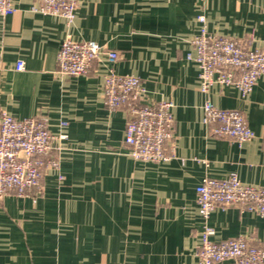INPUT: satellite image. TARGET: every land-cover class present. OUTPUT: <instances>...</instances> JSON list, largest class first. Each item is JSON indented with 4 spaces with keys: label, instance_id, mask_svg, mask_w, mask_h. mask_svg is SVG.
<instances>
[{
    "label": "crops",
    "instance_id": "crops-1",
    "mask_svg": "<svg viewBox=\"0 0 264 264\" xmlns=\"http://www.w3.org/2000/svg\"><path fill=\"white\" fill-rule=\"evenodd\" d=\"M0 15V110L17 119L42 115L57 136L59 166L48 169L41 193L0 200V264H195L203 221L195 186L234 172L264 187V76L242 98L232 85L199 87L191 38L197 15L221 36L264 43V0H79L70 25L31 11L33 0H12ZM66 34L117 52L115 73L139 77L144 100H171L169 158L132 159L123 143L127 112L104 104L102 74L57 73ZM23 60L18 71L15 63ZM206 99L240 110L254 136L235 141L201 121ZM64 123V124H61ZM213 240L238 236L264 247V218L234 206L206 220Z\"/></svg>",
    "mask_w": 264,
    "mask_h": 264
},
{
    "label": "built area",
    "instance_id": "built-area-1",
    "mask_svg": "<svg viewBox=\"0 0 264 264\" xmlns=\"http://www.w3.org/2000/svg\"><path fill=\"white\" fill-rule=\"evenodd\" d=\"M79 0H33L31 11L60 16L70 25ZM12 0H0V15L14 12ZM198 32L191 38L193 53L187 59L196 62L199 87L209 93L214 84L232 85L246 98L258 77L264 76V43L252 47L247 40L221 36L207 30L205 16L196 17ZM118 59L116 51L93 40H77L66 34L56 53L57 73L68 76L88 74L94 65L108 64L102 74L104 104L109 110L124 109L127 120L123 143L134 160L160 162L169 158L165 146L173 139L174 118L171 100L146 101L138 76L115 73L111 65ZM105 64V65H106ZM15 69L24 62L18 59ZM201 121L215 136L227 137L238 144L249 141L254 133L240 110L215 106L206 99ZM64 124V123H61ZM67 135H53L42 115L17 119L0 110V200L13 194L18 197L41 193V180L48 169L59 166V145ZM197 213L203 221L196 250L195 264H264V247L238 236L213 240V229L206 224L217 207L234 206L264 218V187L242 182L232 172L224 178L204 177L196 186Z\"/></svg>",
    "mask_w": 264,
    "mask_h": 264
}]
</instances>
